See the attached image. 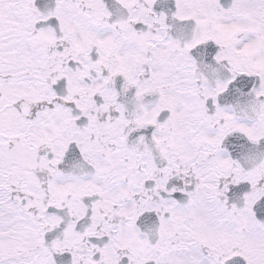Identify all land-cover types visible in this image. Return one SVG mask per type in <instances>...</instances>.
Here are the masks:
<instances>
[{
  "label": "snow or ice",
  "instance_id": "6c2138e0",
  "mask_svg": "<svg viewBox=\"0 0 264 264\" xmlns=\"http://www.w3.org/2000/svg\"><path fill=\"white\" fill-rule=\"evenodd\" d=\"M0 264H264V0H0Z\"/></svg>",
  "mask_w": 264,
  "mask_h": 264
}]
</instances>
